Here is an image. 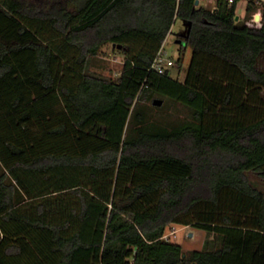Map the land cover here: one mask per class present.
I'll return each instance as SVG.
<instances>
[{
    "label": "trees",
    "instance_id": "16d2710c",
    "mask_svg": "<svg viewBox=\"0 0 264 264\" xmlns=\"http://www.w3.org/2000/svg\"><path fill=\"white\" fill-rule=\"evenodd\" d=\"M257 6L0 0V264H264ZM177 17L184 81L153 68ZM107 44L125 56L116 78L89 69ZM155 94L191 119L145 121L136 104ZM175 225L220 244L186 252L163 239Z\"/></svg>",
    "mask_w": 264,
    "mask_h": 264
},
{
    "label": "rangeland",
    "instance_id": "374dc122",
    "mask_svg": "<svg viewBox=\"0 0 264 264\" xmlns=\"http://www.w3.org/2000/svg\"><path fill=\"white\" fill-rule=\"evenodd\" d=\"M200 4L215 7L216 0H201ZM242 13V10L238 11V14H241L239 18H243ZM252 16L264 18V4L257 6V8L253 10ZM188 28L189 22L181 17H177L163 47L165 58L174 60V65L168 67L169 74L182 81H184L187 76L188 68L193 56L192 46L185 45L184 61L182 63L178 61L180 57V48L182 44H184ZM124 60L125 56L113 44H107L91 59L89 69L92 73L116 78L123 68ZM260 66L264 67V54L260 58ZM155 99H161L162 103L155 104ZM136 109L139 110V112H142L145 121L155 123L171 125L191 119V111L189 107L175 99H171L161 94H155L154 97L147 101L138 102L136 104ZM133 120L134 119L131 118L130 121L132 128H134ZM3 171L4 167L0 161V174ZM249 177L256 186L264 191V178H262L258 172L249 171ZM173 227L177 232L170 238V240L180 243L186 252L220 244V239L215 233H209L206 230L199 229L193 225H175L171 228L173 229ZM170 229H168V231ZM209 241L211 242L209 243L211 246L208 245ZM213 242L215 243L213 244Z\"/></svg>",
    "mask_w": 264,
    "mask_h": 264
},
{
    "label": "built area",
    "instance_id": "2783aa9c",
    "mask_svg": "<svg viewBox=\"0 0 264 264\" xmlns=\"http://www.w3.org/2000/svg\"><path fill=\"white\" fill-rule=\"evenodd\" d=\"M201 1V0H200ZM229 4H236V12L238 16H241V14H238L239 10H242L243 13V17L246 14V10H247V6L249 3H253L256 5H263L264 4V0H228ZM200 4V3H199ZM174 65V60L173 59H166L164 54H163V50L162 52H160L158 54V56L156 57L154 63H153V68H155L156 70H158L160 73H164V72H168V67ZM177 232L176 229L171 228L169 231H167L164 236L163 239L167 240V241H171L170 238L175 235Z\"/></svg>",
    "mask_w": 264,
    "mask_h": 264
},
{
    "label": "water",
    "instance_id": "95a60500",
    "mask_svg": "<svg viewBox=\"0 0 264 264\" xmlns=\"http://www.w3.org/2000/svg\"><path fill=\"white\" fill-rule=\"evenodd\" d=\"M199 3H200V0H196V5H199ZM236 19H239V16L238 15L236 16ZM154 103L155 104H161L162 103V100L161 99H155L154 100Z\"/></svg>",
    "mask_w": 264,
    "mask_h": 264
}]
</instances>
